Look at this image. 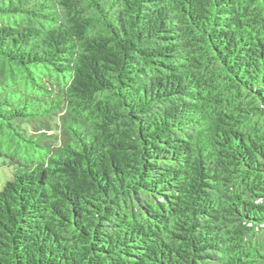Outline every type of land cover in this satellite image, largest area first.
Returning a JSON list of instances; mask_svg holds the SVG:
<instances>
[{
  "label": "trees",
  "instance_id": "trees-1",
  "mask_svg": "<svg viewBox=\"0 0 264 264\" xmlns=\"http://www.w3.org/2000/svg\"><path fill=\"white\" fill-rule=\"evenodd\" d=\"M0 264H264V0H0Z\"/></svg>",
  "mask_w": 264,
  "mask_h": 264
},
{
  "label": "rangeland",
  "instance_id": "rangeland-1",
  "mask_svg": "<svg viewBox=\"0 0 264 264\" xmlns=\"http://www.w3.org/2000/svg\"><path fill=\"white\" fill-rule=\"evenodd\" d=\"M10 178L9 170L0 165V187Z\"/></svg>",
  "mask_w": 264,
  "mask_h": 264
}]
</instances>
